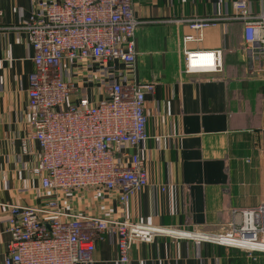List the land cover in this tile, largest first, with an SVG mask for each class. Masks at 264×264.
I'll return each instance as SVG.
<instances>
[{
    "label": "crops",
    "instance_id": "obj_1",
    "mask_svg": "<svg viewBox=\"0 0 264 264\" xmlns=\"http://www.w3.org/2000/svg\"><path fill=\"white\" fill-rule=\"evenodd\" d=\"M35 1L0 0V264L9 241L8 205L39 204L45 197L30 175L38 157L25 116L32 48L28 34L16 27L28 19ZM233 1L132 0L141 22L132 70L118 62L115 71L103 75L107 82L154 83L144 103L148 138L138 146L148 181L125 204L105 194L100 203L70 209L170 233L133 242L124 263L118 260L115 235H106L85 264H264V253L198 238L224 232L239 220L240 210L264 201V57L251 68L242 49L241 23L233 20L207 26L199 40H183L195 33L186 19L227 16ZM248 1L256 10L258 1ZM187 50H219L221 68L186 71ZM93 77L96 81L98 74Z\"/></svg>",
    "mask_w": 264,
    "mask_h": 264
},
{
    "label": "built area",
    "instance_id": "obj_2",
    "mask_svg": "<svg viewBox=\"0 0 264 264\" xmlns=\"http://www.w3.org/2000/svg\"><path fill=\"white\" fill-rule=\"evenodd\" d=\"M257 1L256 10L248 0H234L227 16L186 19L195 33L183 40H199L204 28L221 20L237 21L253 68L264 57V0ZM140 23L132 0H36L28 19L16 26L28 34L32 48L25 116L38 157L30 175L46 197L39 204L8 205L9 241L2 264L89 263L95 243L109 234L115 235L118 260L124 263L133 242L170 233L128 219L81 213L59 198L63 194L70 201L72 192L92 189L103 192H95L92 200L111 194L125 204L147 184L138 146L148 138L144 103L154 83L107 82L103 75L115 71L118 62L132 70ZM184 62L188 72L217 71L221 55L219 50H187ZM260 133L264 154V128ZM237 215L239 220L224 232L198 238L264 253V201Z\"/></svg>",
    "mask_w": 264,
    "mask_h": 264
},
{
    "label": "rangeland",
    "instance_id": "obj_3",
    "mask_svg": "<svg viewBox=\"0 0 264 264\" xmlns=\"http://www.w3.org/2000/svg\"><path fill=\"white\" fill-rule=\"evenodd\" d=\"M102 92V87L100 88V93ZM38 188H39V186H38ZM45 192V191H44ZM44 192H42V193H40L41 195L40 196H45L46 197V193H44ZM95 192H98L99 193V195L101 194L102 195V193L103 192H101V191H97V190H92V189H80V190H77V191H75V192H72L71 193V195H72V198L70 199V201H66L65 200V198H66V195H63V194H61V195H59L60 197V201H61V203L63 204V205H65V204H69V205H72V207H78L79 208V210H81L80 209V207H81V205H85V206H92V197L94 196L93 194L95 193ZM61 196L64 198V199H61ZM44 197V198H45ZM94 201H96V200H94ZM38 203V202H37ZM99 204V203H98ZM75 205H78V206H75ZM94 206H96L95 207V209L96 210H100V206L98 207V205H94Z\"/></svg>",
    "mask_w": 264,
    "mask_h": 264
}]
</instances>
